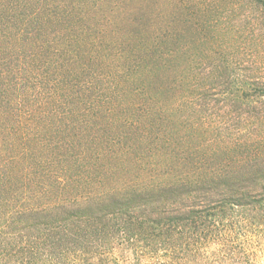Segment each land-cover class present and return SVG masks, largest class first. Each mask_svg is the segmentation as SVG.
Masks as SVG:
<instances>
[{"label":"trees","instance_id":"1","mask_svg":"<svg viewBox=\"0 0 264 264\" xmlns=\"http://www.w3.org/2000/svg\"><path fill=\"white\" fill-rule=\"evenodd\" d=\"M178 4L0 0V264H189L217 233L256 264L264 161L193 157L192 110L236 83L179 60Z\"/></svg>","mask_w":264,"mask_h":264},{"label":"rangeland","instance_id":"2","mask_svg":"<svg viewBox=\"0 0 264 264\" xmlns=\"http://www.w3.org/2000/svg\"><path fill=\"white\" fill-rule=\"evenodd\" d=\"M177 1L172 31L174 46L180 49L179 60L183 59L181 50L188 49L195 67L192 77L211 82L229 77L236 83L230 89L213 86L206 92L204 105L192 110V132L206 139L204 147L197 146L192 155L195 160L203 154L220 163L207 171L222 174L227 172L223 164H235L244 166L240 172L259 173L254 166L264 161V95L259 89L245 88L248 82L264 87V4L261 0ZM186 2L189 11L184 12ZM223 226L217 224V231ZM237 238L227 241L217 233L205 240L202 250L194 241L188 263L243 264ZM262 244L249 246L261 249L257 248L256 264H264Z\"/></svg>","mask_w":264,"mask_h":264}]
</instances>
